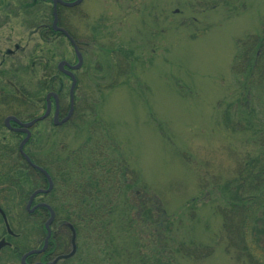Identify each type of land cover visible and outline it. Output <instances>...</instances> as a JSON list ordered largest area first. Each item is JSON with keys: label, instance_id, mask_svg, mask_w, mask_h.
<instances>
[{"label": "rangeland", "instance_id": "obj_1", "mask_svg": "<svg viewBox=\"0 0 264 264\" xmlns=\"http://www.w3.org/2000/svg\"><path fill=\"white\" fill-rule=\"evenodd\" d=\"M50 8L49 0H0V50L21 45L6 60L13 63L14 80L30 84L36 96L42 73L29 61L44 45L32 30L39 20H50ZM61 15L81 47L77 121L72 128L49 127L47 146L61 141L65 156L91 150L98 139L106 163L113 167L119 160L128 169L130 210L139 208L138 195L154 201L157 210L155 224L132 225L126 238H134L153 264L159 258L149 254L150 247L174 248L179 241L213 247L209 257L180 256L181 263L240 264L225 249L217 183L246 155L262 150L254 134L264 128L263 92L243 93L231 64L236 42L259 30L264 0H81ZM58 47L60 53L47 56L52 64L75 60L65 39ZM31 48L35 57L28 55ZM62 80L67 95L70 82ZM233 121L248 129L233 130ZM119 192L122 201L127 189ZM79 226L78 252L68 264H110L108 237L98 241L89 225ZM3 255L0 264H19Z\"/></svg>", "mask_w": 264, "mask_h": 264}, {"label": "trees", "instance_id": "obj_2", "mask_svg": "<svg viewBox=\"0 0 264 264\" xmlns=\"http://www.w3.org/2000/svg\"><path fill=\"white\" fill-rule=\"evenodd\" d=\"M51 11L52 6L49 13L50 19ZM232 60L231 71L242 78L240 88L243 93L246 92L248 95L249 89L256 88L263 92L262 96H264V16L257 32L236 42V51ZM247 98L246 96V100ZM232 124L233 130L248 129L238 121H233ZM257 129L259 132L254 134V142L259 143L261 152L258 151L253 157L246 155L243 162L240 160L233 171L230 170L224 174L225 180L216 185L220 187L218 190L221 200L218 201L217 211L222 219L221 230L226 241L225 249L240 264H264V128ZM92 142L94 145L90 144L91 150L90 147L83 148L63 156L62 173H59L60 167L46 169L53 182L47 201L54 210L61 208L71 210L72 198L67 197L66 194L75 187L78 215H62L58 218L69 220L77 225H89L90 233H94L98 241L108 237L104 241L112 253L109 256L113 259L110 264H153L148 260L147 254L142 256L138 252L140 248L139 244L135 245L137 241L134 238L127 239L126 235L132 225L155 224L154 215L157 206L154 201L143 199L138 195L139 208L132 212L130 210L132 200L128 195L130 183L126 180L125 173L128 169L120 165L119 160H114L113 167L108 164L110 161L106 163L108 156L102 145H99L98 139ZM37 175L40 174L37 173ZM59 177L64 178L63 185L58 181ZM31 178H34L33 174ZM43 180L41 184H31L30 192L36 188L46 187L47 181L45 178ZM59 185L63 187L61 191L58 189ZM5 187L11 188V186ZM124 188L127 189V194L121 201L118 195L122 194L119 191ZM89 194L90 197H87ZM6 200V205L2 204L4 211L9 208V202ZM30 217H35L31 222L32 226L39 228L42 225L43 219L38 213H32ZM8 219L11 221L10 217ZM32 234H34L33 231ZM113 235L117 238H112ZM31 236V243L37 240L36 237ZM159 249L162 250H153L151 247L148 249L151 256H158L159 261L156 264H184L178 261L180 256H187L196 261L209 257L213 252V247L200 242H192L185 246L179 241L175 243L174 248ZM134 257H139L136 262ZM168 257H174V260Z\"/></svg>", "mask_w": 264, "mask_h": 264}, {"label": "flooded vegetation", "instance_id": "obj_3", "mask_svg": "<svg viewBox=\"0 0 264 264\" xmlns=\"http://www.w3.org/2000/svg\"><path fill=\"white\" fill-rule=\"evenodd\" d=\"M62 1L68 2L72 0ZM74 7L57 2L56 24H52V17L50 20L44 18L39 20L32 30V33H37L41 37L42 45H44L41 46L42 48L40 47L38 58L35 57V51L37 52V49H34L35 47L28 51V55L32 54L35 57L29 61V67L31 66L33 69L37 66L42 73V77H40L42 80L37 83V91L40 96H36L30 91V84L14 80L15 69L13 63L8 62L9 59L6 60V56L9 57L14 51L23 50L21 45L15 43L13 48H7L5 53L2 48L0 50V54L3 55L0 58V196L3 199L2 202H4L3 205H6V199L9 202V208L6 211L3 209L4 206L0 204V208L3 210L9 225V229H7L0 212L3 224V233L0 235V240H4L2 245H0V251L4 252L3 258L6 256L8 259H15L19 264H68L69 259L71 260V258L75 257L78 252L76 237L78 238V232L83 227L69 220L58 218L62 215H78L76 188L72 187L71 192L66 194L67 197L70 196L72 198L73 206L71 210L68 208L54 210L47 201L49 191L41 193L43 196H38V198L36 196L30 200L31 184H41L44 181L43 178H45L48 186L47 177L40 169L47 171V168L60 167V172H58H63L61 170L64 164L62 153L66 151V145L62 144L61 141L55 140L53 145L47 146V130L49 127L61 128L70 126L72 128L77 121L76 110L78 102L75 95L78 82L77 69L70 68V65H73L76 59L70 61L59 58L55 64H52L53 60H47V56L51 55V53H60L58 44L61 43L62 39L69 43L74 57V43L81 52L79 41L74 38L64 22L66 17H64L63 21L61 18L63 15L61 13L73 10ZM47 42L49 44L53 42L48 49ZM61 61H66L67 63L60 67L59 63ZM9 65H11L10 68H8ZM67 72H71L76 81L72 96L70 94L71 74ZM62 76L67 77L70 82L67 95L64 92L65 85ZM40 116L42 117L36 120ZM28 123L29 125H27ZM52 152L54 153L52 154ZM74 152L75 150L72 151V153ZM37 173L40 175H37ZM31 174L34 175V178H31ZM63 180V177L58 179L61 185L64 184L65 180ZM61 185L58 187L59 191L63 189ZM3 186H11V188H2ZM47 186L44 188H47ZM9 193L10 197H8ZM61 195L65 196V194ZM39 203L47 204L53 211L49 232L44 224L50 216V209L45 205H38ZM32 213H38L43 219L39 228L32 226L30 223V215ZM8 217L11 218V221H9ZM13 221H16L18 225H13ZM21 221L22 224L20 223ZM31 229H34L33 233L36 234L34 236L37 238L34 244L30 242ZM73 236L75 243L73 254L70 257H59L72 250ZM46 238L47 244L45 248L27 255L24 263H22L23 254L31 249L40 250ZM57 257L59 258L54 261ZM11 264H14V262H11Z\"/></svg>", "mask_w": 264, "mask_h": 264}, {"label": "water", "instance_id": "obj_4", "mask_svg": "<svg viewBox=\"0 0 264 264\" xmlns=\"http://www.w3.org/2000/svg\"><path fill=\"white\" fill-rule=\"evenodd\" d=\"M57 2H61L62 4L66 5V6H74V5L78 4L79 2H81V0H72V1H68V2L62 1V0H52V5H53V9H52L53 22H52V24L53 25L56 24V4H57ZM74 48H75V54H76L77 62L74 65H70L71 69H77L78 67H80L81 59H82V56H81L80 52L78 51L75 43H74ZM66 63H67L66 61H61L59 63V66L61 67L63 64H66ZM67 73L71 74L70 76H71L72 82H71V86H70V94L72 96V91H73V88H74V85H75V78H74V76L72 75L71 72H67ZM41 117L42 116L36 118V120L40 119ZM29 123H31V122H29ZM29 123L27 125H29ZM40 170L46 175L47 180H48V186H47V188H37V189H35L31 193L30 200H32V198L36 194L43 193V192H48L51 189L52 181H51L50 176L48 175V173L45 170H43V169H40ZM38 205H45V206H47L50 209V207L47 204H45V203H43V204L39 203ZM0 212H1L2 216H3V218H4V221L6 222V219L4 217L3 212L2 211H0ZM52 218H53V211H52V209H50V216L48 217V219L45 221V224H44L48 232H49V224H50ZM3 241H4L3 239L0 240V245H2ZM46 244H47V238L44 240L43 246H42V248L40 250L39 249H31V250L27 251L26 253H24L23 256H22V263H24V259H25V257L27 255H29L31 253H35V252L41 251L42 249L45 248ZM74 249H75V243H74V236H73V238H72V250L69 253H67L65 255H62V256H59V257H70L73 254ZM59 257H57L54 261H56Z\"/></svg>", "mask_w": 264, "mask_h": 264}]
</instances>
